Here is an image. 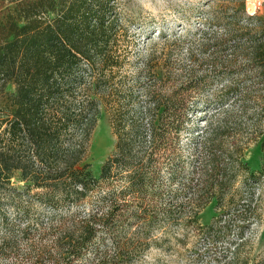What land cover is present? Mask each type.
Instances as JSON below:
<instances>
[{"label":"trees","instance_id":"obj_1","mask_svg":"<svg viewBox=\"0 0 264 264\" xmlns=\"http://www.w3.org/2000/svg\"><path fill=\"white\" fill-rule=\"evenodd\" d=\"M10 2L0 18V264H127L147 247L145 229L175 215V194L164 198L157 191L163 190L159 170L164 162L171 184L176 165L170 143L195 113L204 84L198 60L189 55L188 73L171 77L169 53L150 50L126 75L117 0ZM234 33L226 31L227 37ZM220 41L214 37L211 46L220 48ZM253 47V58L264 60L261 47ZM240 52L233 48L235 56ZM231 60L210 62L221 68ZM8 84L15 86L12 93ZM101 111L114 147L95 175L85 157ZM261 135L260 166L247 179L264 187V130ZM33 195L53 211L66 205L75 212L44 225L31 215ZM204 195V188L197 192L190 220ZM94 197L95 210H80ZM127 219L138 234L117 244L115 221ZM211 226L205 235L214 234Z\"/></svg>","mask_w":264,"mask_h":264},{"label":"rangeland","instance_id":"obj_2","mask_svg":"<svg viewBox=\"0 0 264 264\" xmlns=\"http://www.w3.org/2000/svg\"><path fill=\"white\" fill-rule=\"evenodd\" d=\"M10 1L0 0V18L12 6ZM116 5L125 27L122 47L129 61L121 73L129 75L144 52L154 50L156 55L169 53V76L181 71L185 76L193 54L204 83L196 94L195 113L182 126L176 142L170 143L176 165L171 184L170 172L160 159L158 179L163 190L157 191L164 198L169 191L175 194V215L157 218L145 229L147 247L130 256L127 264H264V187L247 179L249 171L260 166L258 145L264 130V60L252 56L255 44L264 54V0H117ZM228 29L235 32L231 37L226 35ZM214 37L221 40L220 48L211 46ZM206 43L200 50L199 45ZM233 48L242 52L235 56ZM214 57L233 60L216 68L217 60L210 62ZM14 88L8 84L6 91L12 93ZM92 130L85 160L97 175L114 147L104 111ZM23 184L16 181L19 187ZM112 186L117 188L118 183L114 180ZM202 188L203 206L190 220L187 210L195 209L196 194ZM36 198L33 195L31 215L44 225L51 223L50 218L56 221L75 212L66 205L53 211ZM95 200L80 210H95ZM115 223L117 244L130 243L138 234V226L128 219L123 226L118 220ZM210 225L208 231L214 234L207 236L205 227Z\"/></svg>","mask_w":264,"mask_h":264}]
</instances>
